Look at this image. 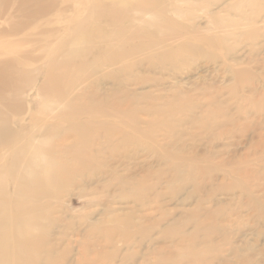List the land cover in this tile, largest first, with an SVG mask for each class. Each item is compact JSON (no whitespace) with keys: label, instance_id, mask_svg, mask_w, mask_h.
Masks as SVG:
<instances>
[{"label":"bare ground","instance_id":"6f19581e","mask_svg":"<svg viewBox=\"0 0 264 264\" xmlns=\"http://www.w3.org/2000/svg\"><path fill=\"white\" fill-rule=\"evenodd\" d=\"M220 3L0 0V264H110L118 259L127 264L139 256L136 249L145 242L155 246L156 234L162 245L146 249L145 259L191 260L192 251L201 246L206 248L204 253L231 251L225 249L229 204L212 207L221 193L240 195V208L232 214L245 211L264 223V192L256 191L262 184L256 189L252 183L264 182V171L254 170L252 154L217 164L232 183L210 189V180L198 178L214 171L212 156L205 157V164L183 158L174 149L182 136L167 139L171 135L167 134L162 140L169 142L160 145V136L150 131L155 124L138 118L167 113L164 107L183 95V90H176L167 103L161 96L152 98L145 90L162 83L139 77L138 70L177 74L192 62L220 63L237 85L248 77L264 43L253 45L244 65L231 49L219 57L218 46L232 34L226 33L221 43L202 32L203 19L224 24L216 9ZM260 15L244 11L240 21L258 24ZM134 86L138 90H128ZM168 113L173 117V111ZM195 117L171 124L182 127ZM223 123L228 124L227 117ZM200 124L210 133L207 124ZM141 125L146 129L141 130ZM259 134L261 142L254 148H264ZM128 140L138 146L131 153L143 149L160 167L155 172L141 168L137 174H131L125 164L120 165L123 172L120 166L110 167L108 158H121L119 163L133 159L127 149L112 145ZM99 179H105L99 190L87 188ZM68 188L78 191L80 198L105 201H88L85 212L74 221L69 218L76 213L73 203L65 201ZM186 189L181 212L170 209V201L180 200ZM115 200L135 206L116 207ZM96 208L100 209L95 213ZM62 224L68 231L64 227L53 238V228ZM218 235L221 244L216 243ZM168 244L182 249L174 255ZM199 260L192 262L199 264Z\"/></svg>","mask_w":264,"mask_h":264},{"label":"rangeland","instance_id":"374dc122","mask_svg":"<svg viewBox=\"0 0 264 264\" xmlns=\"http://www.w3.org/2000/svg\"><path fill=\"white\" fill-rule=\"evenodd\" d=\"M223 3L226 4L224 5ZM216 9L220 13V18L224 20V24H221L218 19H203V34L211 38H216V40L221 43L226 33L232 34L228 39H224L223 43L218 46L219 57H224L226 48L231 49L237 54L239 63L242 60L243 64L247 65L249 63L248 54L250 50H252L253 45L256 43H264V0H253L250 2H244L242 0H222L220 6ZM244 11L247 13L254 11L257 15L261 14L259 23L247 25L245 22H241L240 18L241 15L244 14ZM240 23H242V25ZM217 25H220V28H218ZM212 26L215 27L217 31L213 29ZM200 55L206 57L212 56V54L207 52H200ZM253 62L248 77L243 80L241 85L236 84L232 73L223 70V68L220 67V63L205 66L202 62H192L183 67L177 74H161L158 71L149 72L143 69L138 70V73L136 72V75L138 74L139 77H145L151 80L157 79L162 83L161 86L150 87L145 90L146 93H150L152 98L161 96L165 98L164 101L167 103L168 98L169 100H173V96L177 93L176 90H183V95L179 100L174 99L172 103H169L171 106L164 107L167 113L151 117L140 115L138 118L141 121H146L148 124L149 122L155 124L150 131L156 136H160L158 137L160 145H165L169 142V140L166 139L164 141L162 140L164 139L163 136L167 134H171L169 136L167 135L169 137L167 139L172 137L176 140L179 136H182L183 139L174 149H176L175 151L183 158H194L201 164H205L208 163L207 161L205 162V157L212 156L210 164L212 165V169L214 168V171L212 173H202L198 178L199 182L210 180L211 184L207 185L210 189L218 188L221 185L227 186L232 183L230 178L223 177V173L217 168V164H223L232 159L233 156L239 157L246 153H250L252 154L251 157L253 156L250 162L254 170L264 171V148H254L255 145L259 146L261 142L260 132L264 141V49L259 51V54L254 57ZM228 63H230V60ZM253 66L254 69H252ZM249 87L251 88L248 89ZM109 88H113V86H109ZM128 90L133 92L138 90V88L134 86L128 88ZM251 92L254 93L251 94ZM32 95L34 99H38L37 101H39V98L34 96V93ZM29 99H31V97ZM40 107L41 106L34 108L32 112H38ZM171 111H173V117H170L168 113ZM187 116L196 117L182 127H175L171 124L172 122H178V119L185 120ZM225 117L228 118L227 125L223 123ZM194 120H197V122L193 123ZM113 121L117 122V120ZM167 122H169V124ZM201 122L202 124H207L210 133H205L201 130ZM146 127L145 125H141L140 129H146ZM170 127L172 131H170ZM220 132H222V134L219 138L215 137L216 134ZM227 133L232 134L228 135ZM112 145L120 150L127 149L130 153L138 148L133 140H128L126 142L116 141ZM131 154H133V159L129 162L127 159H122L124 160L122 163L118 162L121 158L110 159L107 157L110 167H118L120 165L124 167L125 164V167L127 166V168L131 169V174H137L141 168L147 169L148 172H155L160 167V165H157V162H155L153 155L143 151V149L136 151V154ZM259 156L260 158H258ZM122 166L119 168L121 171L123 170ZM183 166L187 169L192 168L191 164L189 165L185 162H183ZM163 168L168 169L167 167ZM104 181L105 179H99L96 183L89 184L87 188H96L99 190ZM252 183H254L253 186H256V189L262 184L256 191L264 192V182L259 183L253 180ZM186 191L188 192L189 189L182 192L183 194L180 196V200L170 201V209H175L179 213L181 212L182 207L180 206V201L185 198ZM68 194L69 196L66 197L65 201L67 204V201H70L69 203L71 204L73 203L74 212L76 213H74L73 216L70 214L69 218L74 219V221H76V218H78L80 214L85 212L86 208L84 206L88 201L92 203L96 202L97 204L101 200L105 201L104 198L99 199L98 197L94 199L91 197L90 199L80 198L78 195L79 192L72 188H68L67 194L65 195L67 196ZM115 201L117 202L116 207L126 208L135 206L132 202H128V204L130 203L128 205L125 204V201ZM168 201L169 199L165 200L166 203ZM240 203L241 199L239 194L227 195L221 193L216 196L215 203L212 204L213 209H216L222 204H229L227 205L228 214H226V217L229 218V222H225L230 225L225 234L229 242L225 246V249L231 251L220 252L218 250L217 252H213L210 250L208 253H204L207 252L205 251L206 248L205 246H201L198 247L196 251H192L193 254H190L192 255L191 260L185 258L186 260L183 259L179 262H162L160 259H145L143 254L146 249L149 247L154 249L158 244L162 245V242L158 240L159 235L156 234L154 236V239H157L155 241V246L151 244L148 245L145 242L141 248L136 249L139 256L134 261H130L127 264H194V262L199 259H203L202 261L199 260V264H264V223L260 217L245 211L239 214H232L231 212L233 210L240 208ZM97 209L99 210L100 208L94 209L95 213L98 211ZM219 222L221 221L218 219V223ZM64 227L66 228L64 224L55 226L52 231L53 238H55ZM191 232L192 229H188V233ZM216 238V243H220L219 241L222 240V235H218ZM168 246H170V252L174 255L182 249L176 248L171 244H168ZM72 247H74V254H76L78 251L77 245L73 244ZM121 248V244L118 243L116 251H121ZM203 254H206V256L201 257ZM192 259L194 262H192ZM121 263L122 259H118L116 262L110 264Z\"/></svg>","mask_w":264,"mask_h":264}]
</instances>
